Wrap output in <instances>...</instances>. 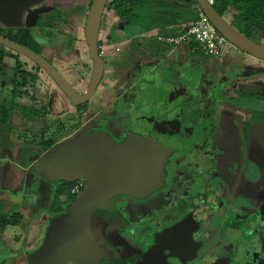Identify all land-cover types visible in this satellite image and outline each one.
Listing matches in <instances>:
<instances>
[{"label": "rangeland", "instance_id": "1", "mask_svg": "<svg viewBox=\"0 0 264 264\" xmlns=\"http://www.w3.org/2000/svg\"><path fill=\"white\" fill-rule=\"evenodd\" d=\"M76 1L67 0L68 3H65L56 0L51 1L50 4L69 6L68 9L73 15V26L68 31L73 39L71 47L61 53L57 50L53 52L59 55L54 60V64L79 88L82 87L80 79L86 81L91 72V61L86 55L84 23L92 0ZM115 20L111 12L102 17L99 39L106 55L105 75L91 101L80 110L69 106L61 108V102L67 100L52 88V82L42 73L40 76L44 80L39 78L38 81H41L36 80L34 84L24 87L25 95L14 97L11 89L15 66L18 65L20 70L36 75L38 70L24 56L15 58L9 53H18L0 45L6 53L2 60L0 82H5L7 86L6 91H0V104L9 110L12 101H15L41 110L39 104L46 102L47 97L52 93L55 102L54 109L43 111V115L32 122H27L18 113L12 115L8 111L7 121L0 126V199L4 197L1 195L5 193L4 191L10 193L8 197L11 202L5 206L4 211L7 214L16 212L18 220L16 227L0 233V260L2 257H7L4 264H30L28 252L37 247L43 238L53 207L47 200L50 198L48 195L44 194V198H36L39 180L36 179L34 166L39 158L84 133L85 124L90 125L88 129L105 130L117 139L122 138L129 130L153 132L149 127L150 117L152 114L155 117L162 116L163 109L159 110L160 106H157L162 102L161 105H166L169 111L184 107L183 127L193 135L196 127L203 126L206 128V132H203L205 140L191 143V148L185 150L189 155L181 153L176 156L177 159L173 163L182 173L177 175L174 186L159 196L156 207L143 206L135 209H132V205L121 207L122 214L131 222L130 231L138 234L147 225L163 224L182 216L183 209L180 208V204L189 203L193 198L199 204L194 209L193 215L198 213L197 218L201 219V230L196 237L204 240L195 264H206L219 256L229 257L230 264H264V122L251 120V110L237 108V104L229 100L235 98L233 89L237 88L246 90L247 87H251L253 94L264 96V76L261 75L264 67L255 69L254 74L259 76L247 81L242 80L243 78L230 80L229 76L237 72L230 66L232 71L226 76L228 80L219 88L212 87L214 79L219 77L218 72L214 73V78L207 75L206 86L196 94L177 95L182 98L176 103L177 108L173 109L168 104L170 97L168 100L165 95H156L158 90L154 88L149 73L151 59L149 60L146 49L130 50V43L121 44L114 41L109 24ZM38 29L31 28L35 37ZM43 43L52 45L53 42L44 40ZM117 46H120L118 51L114 50ZM144 74L146 76L143 79L150 82L136 84L137 87L132 84L126 86L134 79L138 82ZM42 81L49 84L46 86L49 87L48 89H44ZM134 94L137 101L139 98L146 100L144 106L140 105V101L138 103L133 101ZM248 105L249 108L256 106L251 101ZM257 108L260 111L264 110V103ZM155 139L168 150L170 146L186 149L184 146L186 136L177 139L158 134ZM47 140H54L55 144L45 151L41 147V142ZM5 161L16 170L13 175L14 181L9 182V180L6 184L2 178L3 169L1 170ZM19 169L22 172H17ZM35 179L36 183L33 184ZM47 181L53 188L58 184L56 180ZM41 182L42 187L47 184L46 180ZM26 187L30 192L26 191ZM198 191L202 194L207 193L206 201L211 205L220 200L221 203L217 207L207 208V203L202 202L200 196L195 195L194 192ZM212 192L214 195H211ZM61 198L64 200V197ZM15 203L18 204L16 208ZM232 207L236 211L241 207L242 209L233 214ZM95 211L101 214L109 225L113 223V228L122 226V221L113 207L110 210L94 208L90 212L89 221L96 219L102 222ZM227 218H231V221ZM99 222L90 224L96 243L104 251V257L98 264H119L122 258L139 259L140 252L135 247L134 241L122 237L123 235L118 231H112L111 235L109 232L106 233L105 224ZM226 223L236 224L237 229H232ZM111 236L116 237L117 240L115 242L109 240ZM142 236L146 237L145 243L148 242L145 233Z\"/></svg>", "mask_w": 264, "mask_h": 264}, {"label": "water", "instance_id": "2", "mask_svg": "<svg viewBox=\"0 0 264 264\" xmlns=\"http://www.w3.org/2000/svg\"><path fill=\"white\" fill-rule=\"evenodd\" d=\"M41 0H0V21L20 22L22 13ZM108 0H92L85 24L84 37L87 54L92 60L88 86L82 94L44 57L7 37L0 36V45L26 57L38 65L60 87L75 105L87 102L102 79L104 60L98 54V35L103 10ZM210 23L233 46L264 61V45L247 37L228 22L207 0H195ZM178 122L163 121L157 126L167 127ZM166 150L143 131L130 130L124 139L116 142L105 131L93 129L65 142L38 159L35 175L46 180L81 179L85 188L70 208L49 219L41 243L28 254L30 264H96L102 250L96 243L89 225L94 208H108L116 195L144 198L159 189L164 182L163 164ZM199 221L183 220L160 230L153 244L143 253L140 264H169L175 258L188 264L197 255L200 243L193 238ZM167 251V253H166ZM209 264H229L220 257Z\"/></svg>", "mask_w": 264, "mask_h": 264}, {"label": "flooded vegetation", "instance_id": "3", "mask_svg": "<svg viewBox=\"0 0 264 264\" xmlns=\"http://www.w3.org/2000/svg\"><path fill=\"white\" fill-rule=\"evenodd\" d=\"M51 1L55 2L56 0H41L40 3H38L36 5H33L29 9L25 10L22 13V15H21L20 22L13 21L12 19H8V20L3 21V22L0 21V36L7 37V38H9L11 40H14V41L18 42V41H24V40L29 39V37H27V35H29L34 40V43L38 47H40L39 48L40 52L38 54L41 55L42 57H44L49 63H51L55 67V69H57V71L69 82V84L72 86V88L76 92H78L79 94H82L83 92H85V90H86V88L88 86L91 72L89 74V77H87L86 81L84 79H80L82 87H79V88H83V89H79L78 86L73 84L60 71V69L54 64V60L57 59V57L59 55L55 54L53 51H55V52L58 51L59 53H61L64 50L69 49L71 47L72 43H73V39L71 38V36H69V32L68 31H70L71 30L70 28L73 26V22L72 21L74 20V18H73V15L71 14L70 9H68L69 6H65V7L56 6L54 3L50 4ZM62 1H64L65 3H68L67 0H62ZM80 1H82V0H80ZM90 4H91V2L89 3V7H90ZM88 10H89V8H88ZM86 16H87V14H86ZM85 20H86V18H85ZM101 24H102V19H101ZM33 27L39 28L36 37L34 35H32L33 33L31 31V28H33ZM100 28H101V25H100ZM41 30H43V31H41ZM99 32H100V30H99ZM25 37H27V38H25ZM44 40L45 41H51L53 43H52V45H46V44L43 43ZM99 43H100V39H99V35H98V54L100 55V50L102 49V46ZM85 44H86V41H85ZM22 45H24V44H22ZM26 47H28V46H26ZM86 47H87V44H86ZM119 47L120 46L115 47L114 50L118 51ZM47 51L49 53H47ZM50 52H51V55H50ZM9 54H11V53H9ZM86 55L88 56L87 50H86ZM12 56L15 57V58H18L20 56L23 57L22 55H19V54L17 56L12 54ZM100 56L104 60V71H103V76H102V79H103L104 75H105L107 61L105 60L106 59V55L103 54V55H100ZM24 58L27 59L26 57H24ZM88 58L91 61V71H92V60H91V58L89 56H88ZM29 61L32 62L31 60H29ZM2 63L0 65V75H1V72L3 70ZM32 63L34 65L33 67H35V69L38 70L37 75H39L37 77L36 74H33L35 77H37L35 79V81L36 80L38 81L39 78L41 79V76H40L41 74L40 73L44 74L52 82V84H53L52 88H55L56 91H58L64 97V99L67 100V101L61 102V104H60L61 108H63L64 106L65 107L69 106V107L74 108L75 110H80V109L85 108L87 106V104L91 101L92 97L85 103H81V104L75 105L74 103H72L68 99L67 96L64 95V93L62 92L60 87L56 84V82L48 74H46V72H44L34 62H32ZM120 64H124V62H120ZM28 73H30V72H28ZM30 74H32V73H30ZM102 79H101V81H102ZM41 80H44V79H41ZM41 80H39V81H41ZM35 81H34V83H35ZM101 81L97 85L96 91H97ZM34 83H29L28 82V84H18V85L15 86L14 81H13L11 94H13V91L16 90L17 93H22L21 96H23V95L26 94L25 90H24V87L27 86V85H32ZM131 83H130V85H131ZM41 84L43 85L45 90H46V88L47 89L49 88V87H46L47 85L49 86V84L47 82H43L42 81ZM132 85L134 87H137L136 84H132ZM126 86H127V84H126ZM129 86H127V87H129ZM6 87L7 86H6L5 82H3V81L0 82V91L1 90L6 91ZM134 93H135V89H134ZM52 94L47 97L46 102H44V103L41 102V104H39V108L43 109V106H45L44 110H52V109H54V105L53 104L55 102H54V96H52ZM237 107H239V106H237ZM173 111H169L168 108H163L162 116L155 117L152 114V116L150 117L151 119H150V122H149V127L152 128L153 132H145V131H143L146 134H148L149 136H151L155 141H156L155 136L158 135V134H162L165 137L170 136V138H174L175 137L177 139H179V137L183 138V136H186V138H187L185 143H184V146L186 147V149L183 148L184 150H182V148H177L174 145H173L174 147L170 146V149L168 150V148H166L165 145L157 143V141H156V143L158 145L162 146L166 150L167 155H168L167 156L168 160L163 165V168H164V171H165L163 185L159 189L151 192L150 194H148L144 198H137V197L128 196V195H116V196H114L112 198V200H111L112 204H111L110 207H108V208H95V209H109L110 210V208L113 207L114 210L117 211V214L119 215V218L122 221V226L119 227V228H113L114 227L113 223H111L109 225L107 220H104L102 215L99 214L97 211H95L94 213H96L99 216V218L102 220V222L105 224L104 225L105 226V230H107L106 233L109 232V234L111 235L112 231H114V232L118 231L119 233H121L123 235L122 237L131 239V241H134L135 242V247L138 248V251L140 252L139 259H135L134 257L122 258V260H119V264H122V263H124V264H132V263L140 264L142 256H143V253L153 244V237H154L155 233L159 232L162 229L170 227V226H172L175 223L183 221L185 219L190 220V221H199L198 229L193 234V238L200 243V247L197 250V255L192 260L188 261V264H195L196 263V260H197V258L199 256V251L203 248V245H204L203 241L204 240L203 239H198L196 237V234H198L200 232V230H201V219L197 218L196 214H198V213L193 215L194 209L199 205L197 201L193 200V198H192V200L189 203L183 202V203L180 204V208L183 209L182 216L176 217V218H174L172 220H169V221H167L166 223H163V224H159V223L154 224V225H158L159 227H155L154 225H147L138 234H133V232L130 231L129 228L131 226V222H130V220H128V217L123 215L122 212H121V207H123L125 205H132V209H135V208H138V207L142 208L143 206L144 207H149V206L156 207V205H157L156 202L159 199V196H161L164 193V191H166V190L170 189L172 186H174V184H175L174 182H175V179H176L177 175L182 173L181 170H179L177 168V166L173 163V161L175 159H177L176 156L181 154V153H183V154L185 153L186 156L189 155V153L187 151L185 152V150H187V149L189 150V148H191V146H190L191 143L197 142V141L198 142H203L205 140V135L203 134V132L204 131L206 132V130H205L206 128H204L203 126L196 127L195 130L193 131L194 132L193 135H191V132H189L188 130H186V128L183 127L184 123L182 121H180V122L178 121L179 122V128L178 129L175 128L176 125L175 126L174 125L173 126L170 125V126H168L166 128L167 131H164V128L162 126H157L159 124V122L160 123L163 122V121H170V122L172 121L173 122L174 119L179 118L178 117V113H173ZM151 124H153V125H151ZM87 125L88 124H85L84 132H86L88 130V128L90 127V125L89 126H87ZM214 127H216V125ZM97 130H100V129H97ZM100 131H105V130H100ZM134 131H136V130H134ZM105 132H107V131H105ZM107 133L116 142L122 141L124 139L125 135H126V133H125V135L122 138H118L117 139V138H114L109 132H107ZM212 160L213 159L211 158L210 161L212 162ZM212 164H213V162H212ZM56 181H58V180H56ZM71 182H73V183L82 182L83 183V187L85 188L86 182L84 180L76 179V180H72ZM58 183H60V180L58 181ZM84 188H83V190H84ZM194 193H195L196 196H200V199H201L202 202L207 203V206H208L207 208L217 207L218 204L221 203V200H220V201H217L215 204L211 205L209 202L206 201L207 193L202 194L199 191L198 192H194ZM211 195H214L213 192L211 193ZM153 201H154V203H153ZM182 205H184V206L182 207ZM242 207L239 208L238 211L234 210L233 207L231 208V210H232V212L234 214L235 212H239L242 209ZM245 209H247V208H245ZM223 212H224V209H223ZM233 214H231V217L233 216ZM91 217H92V214H91ZM91 217H90V220H91ZM49 219H50V217H49ZM49 219H48V222H49ZM227 219L231 221V218H227ZM91 222H93L95 224L96 222H99V221H97L96 219H95V221L91 220V221H89V225L91 224ZM102 222H99V223H102ZM227 225L229 227H231L232 229L233 228L237 229V225L236 224H230V225L227 224ZM47 226H48V223H47ZM47 226H46V228H47ZM46 228H45V230L43 232V237H44ZM239 228H240V225H239ZM144 233L148 237V240H147L148 242H146V243L144 241L146 239V237L143 238V236H142V234H144ZM110 239L113 240L114 242L117 240L116 237L112 238V236H111V238H109V240ZM260 242H262V241H260ZM100 248L102 250L101 258L103 259L104 251H103L102 247H100ZM166 253H167V251H166ZM28 254H29V252H28ZM220 257H227V256H219V257H217V258H215L213 260L208 261L206 264H209V263L213 262L214 260H216V259H218ZM227 258L229 259V264H230V258L229 257H227ZM4 261L2 262V264H4ZM98 262L96 264H98ZM168 262H169V264H181L180 261H178L175 258H169ZM69 263H74V262H68V264ZM74 264H77V263H74Z\"/></svg>", "mask_w": 264, "mask_h": 264}, {"label": "trees", "instance_id": "4", "mask_svg": "<svg viewBox=\"0 0 264 264\" xmlns=\"http://www.w3.org/2000/svg\"><path fill=\"white\" fill-rule=\"evenodd\" d=\"M212 5L221 15L228 6L236 9L239 18L244 22L245 26V29L241 32L252 40L259 42L258 35L255 31H264V0H214ZM197 11L198 8L195 0H108L104 7L102 17L107 16L108 12L113 14L116 20L109 24V30L114 41H121L130 38L135 33L148 31L151 26L156 25L157 23H162L163 26L166 24L175 25L184 23L188 25L196 18ZM27 37H29V39L18 42L39 53L40 47L34 43V40L29 35H27ZM189 45L196 54L199 53L204 55L196 42L192 41ZM135 49H137V42L132 39L130 42V50ZM5 54L6 53L0 47V65ZM14 55L17 56L18 54ZM13 76L15 86L18 84H28V82L34 83L36 79L33 74L20 70L18 65H16L13 70ZM226 80L227 78L225 76H220L216 81L215 86L219 88L221 84H223L222 82ZM129 85L130 83L127 84V86ZM252 89L253 88L250 87H247L246 90H241L240 88L233 89L236 96L229 100L241 108L251 110V120L254 119L264 122V110L260 111L257 108L258 105L264 103V96L253 94L251 92ZM12 95L14 97L16 95L21 96L22 93H17L15 90ZM249 101L256 106L254 108H249ZM44 108L45 106H43V109L37 110L31 106L28 107L12 101L11 107L8 110L7 107L0 104V126L7 121L9 117L8 111L12 115L18 113L27 122H31L37 120L43 115V111H45ZM92 130L93 129H88L86 132ZM54 144V140H47L41 142V147L46 151L52 148ZM36 179L39 180V183L37 184L38 192L36 198H44V194L50 197L47 199L53 207L50 218L66 212L71 204L77 200L83 190L82 186L80 187L79 192H72L73 186L77 183L67 180L61 179L60 183L53 188L50 185V182L41 175L36 176ZM36 179L33 184L36 183ZM41 180H46L47 182L43 187ZM61 197H64V200H62ZM8 204L9 202L7 200L0 199V233H3L7 225H17L18 223L16 212L7 214V212L4 211L5 206ZM16 206L17 204L15 203V208ZM183 206L184 205H182V207ZM5 259H7V257H2L0 264H2Z\"/></svg>", "mask_w": 264, "mask_h": 264}, {"label": "crops", "instance_id": "5", "mask_svg": "<svg viewBox=\"0 0 264 264\" xmlns=\"http://www.w3.org/2000/svg\"><path fill=\"white\" fill-rule=\"evenodd\" d=\"M222 16L240 31L245 29L244 22L239 18L238 11L233 7L228 6L222 13ZM186 25L187 24L184 23L175 25L166 24L163 26L162 23H157L156 25L151 26L148 31L138 32L128 39L117 41L118 43L124 44L125 42L130 43L133 39L137 42V48L146 49L147 52H145L148 55L149 60L151 59V70L149 71V73L151 74V78L153 79L152 83L154 85V88L158 90V92H156V95H165L166 97H168V100L170 97L168 104L171 108H177L175 107V105L182 98V96L180 97L177 95L196 94L202 87L206 86L207 75H210L214 78L215 72H218L219 77L214 79L215 83L213 82L212 84L213 88L216 87V81L220 78V76H228L229 71H232L231 67H233L237 72H235L232 76H229L230 80L243 78L242 80L248 81V79L251 80L259 76L257 74H254V70H258L259 67L263 68L264 61L242 52L232 44H225L224 46H222L221 55H219L218 57H207L199 53L196 54L195 51L190 48L189 43L166 46L157 41L158 35L177 33L184 29ZM255 33L258 35L259 43L264 45V31H255ZM223 59L225 60L224 63ZM141 64L145 63L141 62ZM225 64H228L229 66ZM261 75L264 76V72H262ZM145 76V74L142 75L141 80L138 79V82L137 79H134L131 84L150 82L143 79V77ZM173 78H175L174 82ZM171 96L174 99L171 100ZM134 97V101H137L136 94H134ZM139 101L140 105L142 106H144L146 103V100L143 98H139ZM139 101H137V103ZM141 101H143L144 103ZM161 103L157 105L160 106L158 108L159 110L167 108L166 105H161ZM183 108L184 107L178 108L176 111H173V113H178L179 117L177 119H174V123L178 121L180 122L182 120L185 121L182 115ZM2 169L4 173L2 175V178H4V183L6 184L9 180V182H11L13 180V175L16 173V170H14V168L12 169V166L9 165L7 161L2 164L1 170ZM20 171L21 170L19 169L17 172ZM25 189L27 192H30L28 187H26ZM4 192V194H1L4 196L2 199L7 200L10 203L11 201H9L8 197L10 193L7 191ZM16 226L17 225H7L3 232L5 233L11 230L12 227ZM24 232H26L25 229Z\"/></svg>", "mask_w": 264, "mask_h": 264}, {"label": "built area", "instance_id": "6", "mask_svg": "<svg viewBox=\"0 0 264 264\" xmlns=\"http://www.w3.org/2000/svg\"><path fill=\"white\" fill-rule=\"evenodd\" d=\"M210 4H213L214 0H207ZM196 18L188 24L184 29L177 33H168L164 35H158L157 41L163 45H180L183 43L196 42L204 55L209 57H218L221 55L222 46L230 44L210 23L208 18L197 6ZM104 51L100 50V55H103ZM83 186L82 182L73 186L72 192H79L80 187ZM84 188V187H83Z\"/></svg>", "mask_w": 264, "mask_h": 264}]
</instances>
